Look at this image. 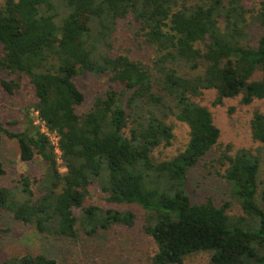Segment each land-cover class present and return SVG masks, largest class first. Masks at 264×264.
<instances>
[{
    "label": "trees",
    "instance_id": "16d2710c",
    "mask_svg": "<svg viewBox=\"0 0 264 264\" xmlns=\"http://www.w3.org/2000/svg\"><path fill=\"white\" fill-rule=\"evenodd\" d=\"M249 1L264 11V0H0V85L14 95L26 77L35 98L23 109V128L11 131L0 120V134L16 141L21 162L38 157L46 164L41 177L22 175L14 189L0 187V212L50 238L132 226L130 211L83 206L98 182L109 202L146 211L143 230L156 247L152 264H183L198 253L209 255L208 264H264L258 151L230 155L228 144L216 158L230 201L194 203L186 190L187 173L220 138L211 112L194 99L214 91V106L237 97L244 106L264 101V34L255 45L247 41ZM126 19L153 51L151 65L111 56ZM256 72L260 79L251 81ZM84 73L121 89L110 86L78 114L84 95L74 79ZM171 118L187 126L189 140L181 153L159 161L153 154L171 145ZM250 129L264 151V113L254 111ZM49 134L58 138L59 157ZM260 197L264 202V190ZM232 202L241 214L228 213ZM0 264L56 261L27 253Z\"/></svg>",
    "mask_w": 264,
    "mask_h": 264
},
{
    "label": "rangeland",
    "instance_id": "374dc122",
    "mask_svg": "<svg viewBox=\"0 0 264 264\" xmlns=\"http://www.w3.org/2000/svg\"><path fill=\"white\" fill-rule=\"evenodd\" d=\"M245 5L249 10L247 41L250 45H255L264 34V17L261 16L264 11L259 1H249ZM135 28V24L131 23L130 19L119 22L117 32L112 38L110 54L111 56L128 54L135 61L151 65L153 51L144 46L141 38L135 37L133 32ZM1 53L0 46V55ZM260 77L261 74L256 72L250 80H258ZM74 81L84 95V102L76 109L78 114L89 112L95 98L103 95L110 86L117 90L121 89L118 85H112L105 76L98 74L84 73ZM128 95L129 93L126 92L123 98ZM215 98L214 91H207L194 99L211 112L213 123L220 131V138L218 146L187 173L186 190L194 203H201L207 198H211L217 205L230 201L227 184L222 178L225 167H221L216 158L228 144L232 147L231 152L228 153L230 155L238 149H250L254 153L258 151L262 156L258 171L257 203L264 209V202L260 197L261 191L264 190L263 145L252 139L250 129L254 111L264 113V101L255 100L250 105L244 106L240 104V97H237L225 99L221 105L214 106ZM34 100L33 87L26 77L22 79L21 88L14 95H9L0 85V120L4 126L11 131H20L23 128V109ZM13 121L15 124L8 125V122ZM168 124L173 128V139L169 147L155 150L153 156L159 161L169 160L181 153L189 140V130L185 124L173 118L168 119ZM0 162L5 170V174L0 176V187L8 189L17 187L22 175L28 176L31 180L39 178L46 168V164L38 157L30 163L21 162L16 141L9 140L2 134H0ZM91 205L103 210L130 211L135 216L134 223L132 226L113 225L106 230L100 229L90 237L77 225L76 239L50 238L38 234L32 226L23 225L8 213L1 211L0 261L27 253H42L54 259L56 264H152L151 258L156 252V247L151 237L144 233L146 211L143 208L135 204L109 202L108 195L102 191L98 182L89 186L83 204L84 207ZM73 213L77 218L81 215L78 209H74ZM228 213L231 216L239 215L241 209L232 202ZM208 260L207 253H198L185 258L183 264H208Z\"/></svg>",
    "mask_w": 264,
    "mask_h": 264
},
{
    "label": "built area",
    "instance_id": "2783aa9c",
    "mask_svg": "<svg viewBox=\"0 0 264 264\" xmlns=\"http://www.w3.org/2000/svg\"><path fill=\"white\" fill-rule=\"evenodd\" d=\"M49 137H50V141H51V143H52V145L54 147V152L59 157L60 156V151H59V148H58V138L55 135H51V134H49Z\"/></svg>",
    "mask_w": 264,
    "mask_h": 264
}]
</instances>
